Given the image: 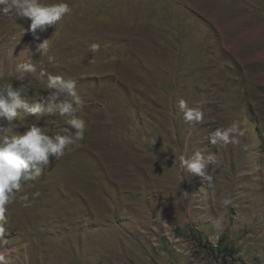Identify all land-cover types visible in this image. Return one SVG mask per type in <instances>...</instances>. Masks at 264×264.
Instances as JSON below:
<instances>
[{
    "label": "rangeland",
    "instance_id": "374dc122",
    "mask_svg": "<svg viewBox=\"0 0 264 264\" xmlns=\"http://www.w3.org/2000/svg\"><path fill=\"white\" fill-rule=\"evenodd\" d=\"M66 2L71 13L35 35L0 13V84L47 103L42 69L74 79L85 123L8 206L0 251L10 264H264V0ZM29 61L36 73L17 80ZM181 98L201 123L183 122ZM18 113L0 127H67L59 114ZM234 121L240 143L213 145L210 134ZM194 150L213 160L211 188L174 163Z\"/></svg>",
    "mask_w": 264,
    "mask_h": 264
},
{
    "label": "clouds",
    "instance_id": "9594fccd",
    "mask_svg": "<svg viewBox=\"0 0 264 264\" xmlns=\"http://www.w3.org/2000/svg\"><path fill=\"white\" fill-rule=\"evenodd\" d=\"M0 13L14 19L30 21L26 32L30 31L35 35L37 29L45 30L47 26L61 21L66 14L71 13V7L66 0L51 4L42 3L41 0H0ZM89 48L95 53L100 45L92 43ZM47 49L46 39L37 45L36 50L44 55ZM52 60L53 57L49 56V61ZM36 71V65L30 61L18 63L17 80L23 81L25 74H35ZM38 75L41 80H46L49 102L42 103V98L30 102L27 96L22 95L20 88L14 87L13 83L5 82L0 84V118H6L11 122L19 115L18 110H23L25 115H35L37 119L59 114L64 118L67 127L54 135L45 133L36 123L26 127L20 134L11 133L9 127H0V239L6 234L7 208L16 201L23 185L37 180L43 168L51 163L50 157L60 159L69 145L83 139L85 123L75 114L82 110L84 103L77 93L76 81L61 75H53L43 69ZM61 93H67V98L56 102ZM177 108L182 114L181 119L189 127L201 123L204 119L203 111L199 107H190L183 98L179 99ZM72 129L77 131L74 133ZM244 134L240 123L234 121L229 126L212 132L209 140L216 146L236 145L240 143V138ZM176 160L179 161L182 172L186 171L193 176L201 177L202 182L207 181L209 188L214 186L213 175L206 171V165L213 161L210 157L206 158L202 152L194 150L190 156L175 157L174 163ZM33 195L39 196V193ZM21 199L27 202L28 196L23 195ZM221 203L223 207H227L232 201L224 199ZM24 206L27 207L28 203ZM0 264H10L4 251H0Z\"/></svg>",
    "mask_w": 264,
    "mask_h": 264
},
{
    "label": "crops",
    "instance_id": "0c3cea01",
    "mask_svg": "<svg viewBox=\"0 0 264 264\" xmlns=\"http://www.w3.org/2000/svg\"><path fill=\"white\" fill-rule=\"evenodd\" d=\"M82 250H83V249H82ZM82 250L79 252V254L82 253ZM100 250H101V249H100ZM90 251H92V249H91ZM106 252H107V251H106L105 249H103L101 256H103ZM79 254H78V255H79ZM96 255H99V253L96 252ZM93 258H95V256H94ZM103 260H104V263H105V264L108 262L107 258H103Z\"/></svg>",
    "mask_w": 264,
    "mask_h": 264
}]
</instances>
